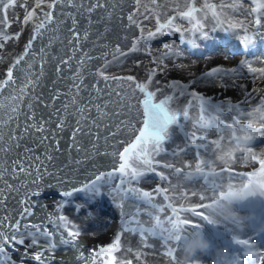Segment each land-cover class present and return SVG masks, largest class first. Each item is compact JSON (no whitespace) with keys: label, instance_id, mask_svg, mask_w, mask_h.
<instances>
[{"label":"rangeland","instance_id":"rangeland-1","mask_svg":"<svg viewBox=\"0 0 264 264\" xmlns=\"http://www.w3.org/2000/svg\"><path fill=\"white\" fill-rule=\"evenodd\" d=\"M73 4L74 6H69L67 0H63L62 4L56 6L52 22L43 30L42 37L33 43L32 51L36 54H29L18 68H14L13 80L7 83H4L7 79L6 70L12 65L14 57L24 51L33 34L31 22L25 24L23 21L18 43L10 41V47L6 48L0 58V232L10 235V225L20 220L21 231H24L25 224L38 225L41 231L47 228L53 233L52 239L59 245L60 236L68 238V230H75V225L81 230V235L75 238L74 248L60 246L55 253L49 252L43 237H40L37 246L28 248L31 253L43 251L42 259H53L56 264H103V258L98 254L94 256L93 250L98 253L99 247L110 243L117 234H125L136 239L131 244L134 250L132 257L136 260L135 252L139 250L145 255L146 248L142 246L138 234L122 231V221H141L148 227L153 221L149 220L147 212L159 215L162 220L172 215L167 207L170 200L165 201L163 195L156 193L157 187L164 188V185L155 173H147L139 183L133 182L132 186L152 192L153 202L164 207L163 212L122 198L118 193H112L115 202L107 195L89 201L83 194H77L71 198L70 204H65L63 208L58 205L62 200V192L81 187L94 180L101 172L117 168L120 163L119 153L138 134L132 126L137 127L141 120L138 116V111H142L138 105V100L142 99L141 94L138 90L134 91L127 82L105 80L99 75V70L104 69L106 61H109L111 63L104 69L106 75L128 76L130 73L139 81L140 78L133 73V62L137 58L150 57L152 60H148L147 64L152 66L154 63L151 62L155 57L156 60L159 57H173V50L178 42L176 39L164 40L161 46L171 43L165 49L160 44L152 49V42H144L140 45L142 51L113 61L112 53L117 45L127 52L133 39L140 35L139 30L134 25L130 26L127 20L128 15L136 8L134 0H73ZM95 4L103 7H96L89 12L88 9ZM28 5L29 9L34 7L35 0H29ZM143 6L141 2V12ZM37 13L39 14V9ZM19 15L15 27L21 19ZM138 18L142 21L139 14ZM73 19L76 21L78 39L70 31L73 29ZM222 40L231 55L239 53L241 46L238 42L225 37ZM207 53L214 54L210 49ZM207 53L194 54L193 51L191 55L200 58ZM129 65L132 67L129 68ZM159 71L157 69V74L152 79L151 90L158 86ZM257 134L254 137L255 143H251V146L264 151V131ZM170 145H166V155L162 154L160 160L177 167L181 165L179 163L186 162L193 168L191 161L196 155L194 147L189 146L186 152L167 159L173 154ZM240 156L243 157V154ZM239 162L235 160L228 169L233 173L248 170L249 166H243ZM181 168L184 172L190 171L185 167ZM227 174L224 173L225 176ZM235 178L246 181L244 176ZM210 184L211 182L208 185ZM102 191L107 192L108 189L104 188ZM34 193L39 194L33 195ZM77 204L83 205L78 211ZM118 204L122 206L117 207ZM197 206L192 207L207 213L208 210ZM25 209L29 212L25 213ZM233 212L238 219L245 218L249 223H234L244 228L241 232L219 227V222L209 213L213 223L204 222L190 212L181 215L198 225L196 228L187 226V231L190 232H186V239L196 232H202L212 245L206 254L197 253L193 257L195 264H213L219 249H226L229 259L235 264H264L261 259L264 258V195L257 192L243 197L233 207ZM61 215L68 218L67 228L59 220ZM82 220L88 222L82 224ZM210 224H215L218 228H211L213 225ZM135 226V223L130 225ZM31 230L35 232V229ZM97 231L106 235V238L95 236L90 239V232ZM237 239L247 240L249 245L238 244ZM151 241L156 240L149 238L148 243ZM25 243L30 244V239ZM13 251L14 264H21L25 246H19L18 251ZM249 251L255 253L254 258L247 255ZM81 253L82 259L79 258ZM178 258L185 260L183 253ZM138 260L143 263L145 257ZM23 264L36 262L24 260Z\"/></svg>","mask_w":264,"mask_h":264},{"label":"snow or ice","instance_id":"snow-or-ice-1","mask_svg":"<svg viewBox=\"0 0 264 264\" xmlns=\"http://www.w3.org/2000/svg\"><path fill=\"white\" fill-rule=\"evenodd\" d=\"M67 2L69 6H74L73 0H67ZM201 2L204 5L203 8L197 7L196 0H188V6L185 10L180 11L177 8L174 15L161 19L160 14L154 13V10L147 4L143 6V12H141V0H134L136 8L128 15L127 20L130 26L134 25L139 30L140 35L133 39L132 45L127 52L121 50L119 45H117L115 51L112 53L113 61H117L120 57H125L130 53L140 51V45L144 42L150 43L173 31L181 32L182 29L177 23L178 20H188L192 25V31L194 33L198 34L203 39H208L209 32L205 31V23L202 21L211 18L218 25H222L223 20L221 19V13L223 11L224 2L220 4L219 9L215 3H208L207 0H201ZM226 2L229 7H232L233 9L238 7V4L233 2V0H226ZM242 2L243 0H240L239 6H242ZM249 2L254 4V7H251L249 12L250 14H255L252 23L255 25L256 31H259L261 28H264V0H249ZM62 3L63 0H35V6L29 10L26 6V0H0V58L3 57V51L7 42L18 38L19 35L18 33L11 34L6 31V28L10 26V19L7 15L8 11L19 4L25 9L24 23L27 24L31 22L33 24V34L26 43L24 51L14 57L12 65L6 70L7 79L4 80V83L13 80V69L18 68L29 54H36L32 51L33 43L38 38L42 37L43 30L54 18V9L58 4ZM150 3L151 5H158V0H150ZM96 7H103V5L95 4L89 8L88 11L91 12ZM37 9H39V14L37 13ZM138 14L143 17L144 21L154 19V30L146 28L143 22L138 18ZM75 24L76 21L73 19V29H70V31H72L73 36L78 39L79 33L75 31ZM238 28L245 32L242 44L243 48L247 50L254 43V35L247 34V29L244 28L243 22L230 24L228 28H225L224 30L227 32L230 29L235 30ZM191 43L195 45L194 40L191 41ZM165 47L167 48V46ZM41 51H43V49H41ZM109 63L111 62L106 61L104 69L108 67ZM154 63L156 64V68L150 70L147 80L145 81H138L131 75L109 77L105 74L104 69L99 70V75L105 80L112 79L114 81L127 82L134 88V91L138 90L142 95V99L138 100L139 108L142 109V111H138V116L141 118V126H132L133 130L138 134L135 135L134 140L128 142L127 146L123 148V151L119 153L120 163L117 168L109 172H101L94 180L81 187L72 188L70 191L62 192V200L58 206L63 208L65 204H70L72 202L71 198L77 194H83L89 201L107 195L112 198L113 202H115V197L112 196V193H118L122 198L133 200L142 205H147L148 207L155 209L157 212H163L164 207L153 202V193L139 187H133V182L139 183L147 173H155L162 182L168 184V187L166 188L158 186L156 193L163 195L165 201H169L170 197L167 195L169 188L181 186L179 182L173 185L170 180V175H175L178 179L182 175L189 180L202 178L207 185L208 176L211 174L213 179L211 180L210 187L206 186L204 189L205 194L199 195L200 200L204 201L208 198L206 193L211 191L213 194L211 201L210 203H201L197 206L200 209L208 210L207 213L205 211H198L194 207L186 208L182 204L179 207H175L171 203H168L167 207L171 210L172 215L167 216L162 220L159 215L147 212L146 215L149 217V220L153 221L148 227H146L144 222L141 221H122V231H129L133 234H138L143 247H155V245L148 243L149 238H152L160 243V246L165 249V255L175 261V264H188L186 259L183 261L179 260L176 253L178 251L182 253V245L186 240L187 226L191 225L193 228H196L198 225L194 224L190 219L182 218L181 213L190 212L193 216L199 217L208 223H213L214 221L208 214L209 210L218 208L221 202H231L235 199H240L257 192L264 195V152L257 153L251 147V142L253 141L255 134L264 131V96L260 98L259 104L253 107L252 111L248 112V123H244L240 119L233 117L234 123L226 124L219 119V115H212V112L219 114L223 111V108L220 105H213L209 100L205 99L204 96L192 92V97L199 102V113L198 118L194 123V127L206 130L211 129L216 132L227 129L230 133V136L227 138L229 149L227 151L222 149V144L225 142L223 136L209 140L207 136H197L194 132L184 133L188 143L185 147L178 148L176 152H173V156L186 152L187 147L191 146L196 149L197 157L194 173L184 172L181 167H177L175 164L164 160H159L157 157L162 154L166 155L165 144L172 139V129L176 128L183 132V121H188L190 119V105L188 107L180 108L174 103L177 90L179 95H183L186 85L179 81H172L168 85L169 89L173 90L172 93L166 94L163 98L157 99V93L160 89L151 90V84L162 61H154ZM234 71H236L235 68L224 69L218 66L209 70L205 75L209 78L215 77L220 79L222 76H226ZM238 106L239 105H230L229 111ZM254 115L261 121L258 128L253 127L252 117ZM200 149H204L205 152L211 151L213 155L218 151L223 152V154L219 156L221 163H226V157L227 159H235V153L239 152L243 154L245 163L252 166L253 170L245 171L243 173H233L228 168H221L219 172H216L214 168L216 160L203 158ZM113 155L116 154L114 153ZM49 159H51V157H49ZM185 167H188L187 163L185 164ZM158 169H167L170 170V173ZM21 171H23V168H21ZM224 173H228L227 176H225ZM237 176H246L247 178L245 182L241 183L242 187L239 189H237L232 183L233 178ZM224 181L227 182L226 190L224 189ZM104 188H107L108 191H102ZM38 194L39 193H34L33 195ZM180 195L181 197L186 198L188 194L181 193ZM191 195L196 196L197 193L192 192ZM21 203H25V201H21ZM121 206L122 205L119 204L117 205V207ZM81 207H83V205L77 204L76 210L78 211ZM24 211L25 213L29 212L28 209H25ZM89 215H91V213H89ZM23 216L24 214L22 213L21 217L23 218ZM59 220L61 221V224L67 228V224L69 223L67 216L61 215ZM133 223H135L136 226L130 227ZM10 227V235L5 232H0V264H14V261L12 260L14 254L13 250L18 251L19 246L22 245L25 246V251L22 254L21 264H23L24 260H32L36 262V264H56L53 259H42L44 256L43 251L31 253L28 251V248L37 246L40 242V237H43L47 244L46 250L55 253L60 246H71L74 248L75 238L81 235V230L73 225L75 230H68V238L61 235L58 245L52 239L53 233L47 228L41 231L38 225L25 224L23 226L24 231H21L20 220H17L16 223L10 225ZM31 229H35V232ZM28 239H30V244L25 243ZM236 243L249 245V241L247 240L237 239ZM133 251L134 250L130 246L122 247L121 236L120 234H117L110 243L105 246H100L98 253L93 250V255H100L103 258V264H125L122 256H118V254ZM135 255L137 259L142 257V253L139 250L135 252ZM247 255L253 258L255 257L253 251H249ZM79 258H83L82 253ZM261 259L264 261V258ZM126 264H132V261L128 260ZM191 264H195L194 259L191 260Z\"/></svg>","mask_w":264,"mask_h":264},{"label":"bare ground","instance_id":"bare-ground-1","mask_svg":"<svg viewBox=\"0 0 264 264\" xmlns=\"http://www.w3.org/2000/svg\"><path fill=\"white\" fill-rule=\"evenodd\" d=\"M28 2L29 0H26V6L29 9ZM141 2L143 5L147 4L150 8H152L154 10V13L160 14L161 19H165L167 16L174 15L177 8L178 10L183 11L188 6V0H158V5H151L150 0H141ZM207 2L217 4L218 9L220 7V4L224 2L223 11L221 13V19L223 20L222 25H218L211 18L202 21L203 23H205V31L209 32L208 39H203L198 34L194 33L192 31V25L191 23H189L188 20H178L177 23L182 29L181 32L173 31L170 34L163 35L158 39L153 40L152 44H150V46L153 49L155 47H158L156 45L160 44L161 46L163 44L162 42H164V40L166 39H176V41L178 42L174 47L175 49L173 50V53H175V55L173 57H167V59H159L160 58L159 57L156 60L154 54L153 56L155 58L153 59V62H151L154 63V61H162L160 68L158 69L160 70L159 71L160 73L159 76H157L158 86H156V89H160V91L157 93V99L163 98L164 95L172 93L173 90L169 89L168 87V85L172 81H179L182 84L186 85L183 95H179L177 90V95L174 103L176 106L180 108L188 107L190 105L189 107L190 119L188 121H183V130H184L183 132L176 128L172 129V133H173L172 139L170 142L165 144V149L167 148L166 145L171 144L170 145L171 152L177 151L178 148L185 147L188 141L186 140L184 133H193V132L197 136H207L209 140L217 139L218 137L223 136L225 138V142L222 144V149L224 151H227L229 149L227 138L230 136V133L227 129H223L220 132H216L211 129L206 130L199 127H194V123L198 118L199 102L192 97L191 95L192 92L204 96L205 99L209 100L213 105H220L223 108V111L220 112L219 114H217L216 112H212V115L213 116L219 115V119L224 121L226 124L234 123L233 117L240 119L244 123H248L249 122V117L247 115L248 112L252 111L253 107L259 104L260 98L264 96V58H263L264 28H261L259 31H256V27L252 23L255 14H250L249 9L251 7H254V4L250 3L249 0H243L242 6H239L240 0H233V2H236L238 4V7L236 9H233L232 7H229L226 0H207ZM196 5L197 7H201V8H203L204 6L201 0H196ZM32 8H30L29 10H31ZM19 13L21 15H19ZM7 15L10 19V26L6 28V31H8L11 34L19 33V30L22 27L25 16L24 7H21L18 4L15 8L9 10ZM17 15L21 16V19L19 20L18 25L15 27V21ZM142 22L147 28L149 29L152 28L154 30L155 28L154 19L144 21L142 17ZM237 22H243L244 28L247 29V34L254 35V43L247 50L243 48V44H242L243 36L245 35V32L242 29L239 28L235 30L230 29L227 32L224 30L225 28H228L230 24ZM19 35L18 38L14 39L15 42L17 43L19 41ZM223 37L236 41L240 44L241 49L239 50L238 54L236 55L230 54V50L228 46H225L222 40ZM14 40L11 41L14 42ZM193 40L195 41V45L191 43V41ZM154 41L156 43H154ZM9 42H7L3 53L6 51V48H8ZM170 45H171L170 42L164 43V45L161 47L162 49H165L166 48L165 46H167L168 48ZM10 49L11 48H9V52ZM209 49L212 50L214 54L207 53ZM193 51L194 54H197L198 52L207 53V54L206 56L201 55L200 58H196L191 55ZM224 52L226 54H224ZM135 57H137V54ZM137 59L138 60L134 61L132 64L133 70L135 71L133 73L136 74L137 75L136 77H139L140 80L141 79L147 80L148 73L146 72H150V70L156 68V64L154 63L152 66H149L147 64L148 60L150 59L152 60V58L150 57L146 59H139V58ZM130 62L132 63V61ZM125 66L124 69H126ZM132 66L129 65L128 67L130 68ZM218 66L224 69L235 68L236 71L230 72L228 75L222 76V78L220 79H217L215 77L212 78L206 77L205 74L209 70ZM250 69H253L254 71ZM133 70L131 69V71ZM116 71H118V69ZM230 105H239V106L229 111ZM252 123H253V127L258 128L260 126L261 121L257 116L254 115L252 117ZM139 126H141V122L138 123L137 127ZM261 132L262 131L257 133L259 134ZM251 143L254 145L255 140L253 139ZM251 147L257 153L264 152V151H258L257 148L253 146ZM194 150L196 154V149L194 148ZM200 153L201 156L205 159L210 158L216 160V164L214 165L216 172H219L218 170H221V168H231L232 167L231 165L235 163V160L236 161L239 160L240 161L239 164L243 166H249L245 163L244 156L241 157L240 156L241 153L239 152L235 153V157H236L235 159H227L226 157L225 158L226 163H221L219 160V156L222 155L223 152L218 151L215 153V155H213L211 151L205 152L204 149H200ZM169 156L171 157H168L167 159H173L172 158L173 154H170ZM161 157L162 155L157 157V159L160 160ZM179 162L181 161L179 160ZM185 163L184 162L179 163L181 164L179 165V167H185ZM191 163L193 164V168L189 166L185 168H187V170H190L189 172L193 171L194 173L195 165L197 163L196 155L195 158L192 159ZM251 167L252 166H249L248 170H246V168L245 170L252 171L253 168ZM159 170L164 171L166 173H170V170L167 169H159ZM212 179L213 176L209 174L208 182L206 185L205 180L202 178L189 180L183 176V177H179L178 179L175 175H170V180L173 185L177 184L178 182L181 185L180 187L169 188V192L167 195H169L170 197L169 199L170 202L175 207H179L182 204L186 208L197 206L199 203H210L211 197L213 195L211 191H208L206 193V196L208 198H206L204 201L200 200L199 195L205 194L204 189L206 186L210 187V185L208 184L211 182ZM246 179H247L246 176H244V180ZM242 182L245 181H240L237 180L236 178H233L232 180V183L237 189L242 187L241 184ZM162 183L164 185L163 186L164 188L168 187V184L166 182H162ZM226 188H227V182L224 181V189L226 190ZM192 192H196L197 195L196 196L191 195ZM181 193H187L188 195L186 198H183L180 195ZM240 199H235L231 201L230 208L232 211H233V207ZM184 214L186 213H181V215ZM209 214L213 216V218L214 217L216 218L214 219L215 221L217 220L219 222L218 223L219 227L222 226V228L226 230H230L232 228L234 229V231L239 230L238 232H241L242 230H244V228H240L236 226L234 223H240L246 225L249 224L247 223V220L245 218L243 220L240 219L230 220V219L222 218L223 215L219 213L218 208L214 210H209ZM86 222L88 221L82 220V224H85ZM215 224H210L213 225L211 228H218L217 226H215ZM89 236L90 239L95 238V236L99 238L102 237L106 238V235H102V233H100L99 231H97L96 233L90 232ZM135 240L136 239L124 234L123 236H121L122 247H128V246L131 247V244L134 243ZM149 244H153L158 247L156 249H154L153 247H148L150 249L146 248L145 255H142L145 257V261L143 263L140 262L138 259L135 260L134 257H132L134 254L133 252H122L118 254V256H122L123 260L125 261V264L128 260H131L132 264H175V261H173L170 257L165 255V249L160 248L159 246L160 243L158 241H151ZM180 254L181 253L179 251L176 253L177 258L180 256ZM182 258L183 257H180V259Z\"/></svg>","mask_w":264,"mask_h":264},{"label":"clouds","instance_id":"clouds-1","mask_svg":"<svg viewBox=\"0 0 264 264\" xmlns=\"http://www.w3.org/2000/svg\"><path fill=\"white\" fill-rule=\"evenodd\" d=\"M230 203L227 201L221 202L218 211L225 219H238L236 214L231 210ZM211 247V242L205 235L202 232H196L183 242L182 253L189 264H191V260L197 253L206 254ZM213 264H235V262L229 259V254L226 249H219L217 250L216 259L213 261Z\"/></svg>","mask_w":264,"mask_h":264},{"label":"water","instance_id":"water-1","mask_svg":"<svg viewBox=\"0 0 264 264\" xmlns=\"http://www.w3.org/2000/svg\"><path fill=\"white\" fill-rule=\"evenodd\" d=\"M43 196V195H42Z\"/></svg>","mask_w":264,"mask_h":264}]
</instances>
